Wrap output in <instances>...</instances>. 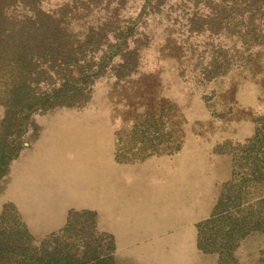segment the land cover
Masks as SVG:
<instances>
[{
	"label": "rangeland",
	"instance_id": "obj_1",
	"mask_svg": "<svg viewBox=\"0 0 264 264\" xmlns=\"http://www.w3.org/2000/svg\"><path fill=\"white\" fill-rule=\"evenodd\" d=\"M45 6L79 42L102 30L92 61L104 68L79 100L34 108L18 127L7 128L0 104V141L19 145L0 169V218L22 221L40 243L73 216L71 233L113 238L115 264H264V0ZM72 127L103 145V168L92 144L79 161L66 145L58 156L81 167L52 174L36 196L27 162L45 153L48 133ZM64 183L103 200L77 201ZM45 215L59 220L45 225Z\"/></svg>",
	"mask_w": 264,
	"mask_h": 264
},
{
	"label": "trees",
	"instance_id": "obj_2",
	"mask_svg": "<svg viewBox=\"0 0 264 264\" xmlns=\"http://www.w3.org/2000/svg\"><path fill=\"white\" fill-rule=\"evenodd\" d=\"M39 1L0 0V104L7 128L20 126L34 108L79 100L103 72L104 66L92 61L102 30L90 31L79 42L61 27L64 15L43 14L36 8ZM18 146L0 141V169ZM76 227L72 216L60 233L36 243L22 221L18 226L0 218V264H115L111 236L71 233Z\"/></svg>",
	"mask_w": 264,
	"mask_h": 264
},
{
	"label": "bare ground",
	"instance_id": "obj_3",
	"mask_svg": "<svg viewBox=\"0 0 264 264\" xmlns=\"http://www.w3.org/2000/svg\"><path fill=\"white\" fill-rule=\"evenodd\" d=\"M76 123H78L76 121ZM75 125V124H73ZM43 141V140H42ZM44 144V154L42 155H37L35 158L29 160L24 168V175L23 177H27L31 180H37L38 181V185L35 186L34 183H31L30 185L34 186L35 189L32 191V193H35L36 191V196L39 195L41 192H43V188L44 185L43 182H47L48 178H50V176H52V174H60V178L61 179H67V178H73V176L75 175V173L79 170L78 168H80V164L77 161L75 162H68L64 159H62L61 157H59V152H61L64 148H66L65 146L67 145L68 147L74 146V149L76 151V154L78 155V161L79 159L83 160V157L79 154L80 151H82L86 145H91L92 146V150H91V156H92V163L94 165V169L99 170L101 168H103V165L99 162L96 161V164H94V158H96L94 156V154L96 155H101L102 154V150H103V145L99 144L92 136L88 135L85 132V128L83 129H76L75 127H72L70 129H56L53 130L52 132L48 133V135L46 136V140ZM42 144V145H43ZM40 145V144H38ZM72 149V148H71ZM61 150V151H59ZM40 152V151H39ZM42 153V152H41ZM61 155H64L61 153ZM187 156V155H186ZM65 157V156H64ZM98 160V159H97ZM100 160V159H99ZM178 161V160H177ZM104 163V162H103ZM184 163V162H183ZM105 166L109 169V171H116V167H114L111 163V165H108L107 163H104ZM158 165V164H157ZM179 166V164H178ZM177 166V167H178ZM186 166V165H185ZM55 167H58L57 169H54ZM166 167V166H165ZM198 167V166H197ZM40 168V172L41 175L38 176L37 171ZM182 168V167H181ZM184 168V167H183ZM196 168V167H195ZM200 169V168H199ZM55 170V171H54ZM197 170V169H196ZM170 172V171H169ZM191 172V171H190ZM198 172V170H197ZM177 173V172H176ZM194 173H196L194 171ZM170 174V173H169ZM197 174V173H196ZM202 174V172H201ZM174 175V174H173ZM188 175V174H187ZM186 176V175H185ZM22 177V178H23ZM189 177V176H188ZM194 177V176H193ZM185 179V178H184ZM191 179V176H190ZM189 179V180H190ZM178 180V179H177ZM192 180V179H191ZM190 180V181H191ZM189 181V182H190ZM169 182V181H168ZM188 182V184H189ZM192 182V181H191ZM176 183V182H175ZM167 184V183H166ZM177 184V183H176ZM93 187V184H90ZM168 186V185H167ZM173 186V185H172ZM175 186V184H174ZM192 186V185H191ZM159 187V186H158ZM161 187V186H160ZM165 187V186H164ZM163 188V187H162ZM161 188V189H162ZM64 190H61L62 194H64L65 192H67L68 194H70L71 197L76 198L77 201H81V199L83 200H90L88 198H92L93 201H102L103 198L101 197H96L94 196L92 193L89 194L90 197L86 198L87 196L85 194H82L86 197H83L81 195H78L74 190H72L71 188H69L67 186L66 183H64L63 188ZM170 189V188H168ZM187 189V188H186ZM189 192L190 190L187 189ZM86 191V189H85ZM168 191V190H167ZM182 192V190L180 191ZM165 193V192H164ZM175 193V192H174ZM173 193V194H174ZM191 193V192H190ZM169 194V193H168ZM179 194V192H178ZM189 193H186V195H188ZM190 195V194H189ZM192 196V195H190ZM167 197V196H166ZM171 197V196H170ZM189 197V196H188ZM193 198V197H192ZM174 200V198H172ZM178 199V198H176ZM172 200V201H173ZM181 200V199H180ZM182 201V200H181ZM180 202V201H179ZM173 203V202H172ZM195 204V203H194ZM160 205V204H159ZM168 206H170L168 204ZM182 206V205H181ZM193 206V205H192ZM185 207V206H184ZM187 207V206H186ZM35 206L32 205H25V209L26 212H34L35 211ZM171 208V207H170ZM174 208V206H173ZM182 208V207H181ZM166 209V208H165ZM180 209V208H178ZM33 210V211H32ZM49 213H53V209H49L48 211ZM171 212V211H170ZM177 212V211H175ZM134 213V212H133ZM180 213V212H179ZM138 215V213H136ZM34 215L36 216V214L34 213ZM134 215V214H133ZM177 215V214H176ZM193 215V214H191ZM184 216V215H183ZM187 216V215H186ZM178 217V216H177ZM176 217V218H177ZM180 217V215H179ZM178 217V218H179ZM37 218H41L44 219V223L45 225H50L53 224L54 222H56V220H59V218L53 219V220H49L48 216H39ZM177 218V219H178ZM185 218V217H183ZM187 218V217H186ZM180 219V218H179ZM178 219V220H179ZM175 220V219H174ZM29 222V221H28ZM50 222V223H49ZM140 223V222H139ZM141 224V223H140ZM158 228V227H157ZM180 249V248H179Z\"/></svg>",
	"mask_w": 264,
	"mask_h": 264
},
{
	"label": "water",
	"instance_id": "obj_4",
	"mask_svg": "<svg viewBox=\"0 0 264 264\" xmlns=\"http://www.w3.org/2000/svg\"><path fill=\"white\" fill-rule=\"evenodd\" d=\"M36 8L38 11H41L43 14L45 15H52L54 18L58 19L55 14L50 10L46 9V6H45V0H40L37 5H36ZM61 27L64 28L65 30L67 31H70L71 33L73 32V30L71 29L70 25L67 24L65 21L61 22ZM73 34V33H72Z\"/></svg>",
	"mask_w": 264,
	"mask_h": 264
}]
</instances>
